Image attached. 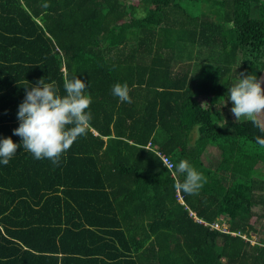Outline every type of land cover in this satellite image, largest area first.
<instances>
[{
    "label": "trees",
    "instance_id": "obj_1",
    "mask_svg": "<svg viewBox=\"0 0 264 264\" xmlns=\"http://www.w3.org/2000/svg\"><path fill=\"white\" fill-rule=\"evenodd\" d=\"M205 49L216 57L201 65L202 91L225 104L193 85ZM263 68L264 0H0V137L21 140L24 86L42 78L61 94L65 79L89 82L92 116L58 163L21 145L0 165V264H264V230L251 242L191 215L259 232L264 133L230 115L227 90ZM117 82L131 102L112 95ZM149 143L188 160L201 189L180 199ZM209 145L216 164L203 159Z\"/></svg>",
    "mask_w": 264,
    "mask_h": 264
},
{
    "label": "clouds",
    "instance_id": "obj_2",
    "mask_svg": "<svg viewBox=\"0 0 264 264\" xmlns=\"http://www.w3.org/2000/svg\"><path fill=\"white\" fill-rule=\"evenodd\" d=\"M24 87L25 95L16 113L19 124L13 129L21 140L0 137V165L8 164L21 145L34 159L47 158L56 164L90 127L89 82L78 76L65 79L63 94L54 82H45L43 78ZM111 93L120 102H131L126 83H114ZM227 100L232 102L230 111L236 121L243 117L264 133V88L256 74L239 73V78L228 87ZM256 142L264 145V137L257 136ZM175 171L183 175L175 187L184 193L194 194L206 182V177L186 159L176 163Z\"/></svg>",
    "mask_w": 264,
    "mask_h": 264
},
{
    "label": "rangeland",
    "instance_id": "obj_3",
    "mask_svg": "<svg viewBox=\"0 0 264 264\" xmlns=\"http://www.w3.org/2000/svg\"><path fill=\"white\" fill-rule=\"evenodd\" d=\"M183 3H185V2H183ZM197 12L198 11L195 10L192 13L195 14ZM215 49L217 52L218 47H216ZM216 52L211 50V49H205L204 52L200 55V58H199L200 63L196 66L193 65V67L190 68V72H191L190 76H191V79L193 80V85H196V87H200L198 89V91H199V95H198L199 97L198 98H200L201 100L206 101V102L217 103V104H223L224 103L225 104L224 99H222L219 96H216L211 91L210 92L205 91V90L202 91L203 89H207L206 86H208V85H206L207 83L205 84L206 80L203 79L204 76H203V72L201 69V65L208 63L207 60H210L211 56H212V58L216 57ZM194 53H195V55H196V53H198L197 49H194ZM205 59H207V60H205ZM186 61L187 60H184L183 62H186ZM184 65L186 66L188 64L184 63ZM184 65H182V66L184 68H186ZM207 92H208V94H207ZM230 115L233 117L231 111H230ZM195 136H196V132L193 133L192 137H195ZM219 158H220V153H219L218 147L213 146V145H209L206 148L205 153L203 155V159L205 160V162H207V163L212 162V163L216 164L217 161L219 160ZM252 175H253V177L264 180V164L257 165L254 168ZM256 193L264 196V184H263V188L257 189ZM263 208H264V206L262 205V203H259L256 206H254V210H256V211H262ZM257 227H258L259 232H251V235H250V237L254 240H258L260 237L259 233L264 230V219L259 220Z\"/></svg>",
    "mask_w": 264,
    "mask_h": 264
},
{
    "label": "built area",
    "instance_id": "obj_4",
    "mask_svg": "<svg viewBox=\"0 0 264 264\" xmlns=\"http://www.w3.org/2000/svg\"><path fill=\"white\" fill-rule=\"evenodd\" d=\"M146 147L149 148V149H153V150H155V152H156V153L159 155V157L161 158L162 162H164L163 164L168 165L167 167L171 170L173 176H174V177L177 179V181H178L177 174H176V172H175V164H174V162L172 161L170 155H168V154L165 153V152L160 151L159 149H157V147H153V146L151 145V143H149ZM177 191H178V194H179V198L182 199V196H181L180 193H179V189H178ZM191 215H193L197 221H199V222H201V223H203V224H205V225H210V226H211L212 228H214V229H218V230H220V231H222V232H226V233H231V234H233V235H240V236H242V237H243L245 240H247V241L256 242V240L252 239L251 237H247V236L243 235V234L240 233V232L231 231V229L229 228V226L224 225V223H223L221 220H217V221H213V222H210V223H209V222H207V221H205V220H203V219L198 218V217L195 215V213L192 212V211H191Z\"/></svg>",
    "mask_w": 264,
    "mask_h": 264
},
{
    "label": "water",
    "instance_id": "obj_5",
    "mask_svg": "<svg viewBox=\"0 0 264 264\" xmlns=\"http://www.w3.org/2000/svg\"><path fill=\"white\" fill-rule=\"evenodd\" d=\"M258 78L261 79V81H262V88H264V68H263V70H262V72H261V74H260V76Z\"/></svg>",
    "mask_w": 264,
    "mask_h": 264
}]
</instances>
